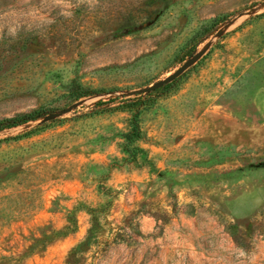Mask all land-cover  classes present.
Listing matches in <instances>:
<instances>
[{
    "label": "rangeland",
    "instance_id": "obj_1",
    "mask_svg": "<svg viewBox=\"0 0 264 264\" xmlns=\"http://www.w3.org/2000/svg\"><path fill=\"white\" fill-rule=\"evenodd\" d=\"M34 112L0 264H264V0H0V122Z\"/></svg>",
    "mask_w": 264,
    "mask_h": 264
},
{
    "label": "trees",
    "instance_id": "obj_2",
    "mask_svg": "<svg viewBox=\"0 0 264 264\" xmlns=\"http://www.w3.org/2000/svg\"><path fill=\"white\" fill-rule=\"evenodd\" d=\"M169 86H170V84H168L167 86H165L159 90L166 89ZM159 90H157V91H159ZM157 91H155V92H157ZM152 93H154V92H152ZM152 93H149L148 96H151ZM92 94H93V92H90L89 90L83 89L81 86H79L77 84H74L71 88V95L77 99H81V98L90 96ZM105 105H106L105 102H100L99 104H97V107L101 108ZM141 110H142L141 105H138V106L137 105L136 106L130 105L128 110H127L129 113H131V120L129 122V131L127 134H125V137H124L127 141L126 142L127 144L123 146V150L125 152L128 151L129 146L133 142L141 139V131H140L139 123H138V118L141 114ZM106 111L107 110H103V109L94 110L89 115L90 116L91 115H97V114L105 113ZM41 117H42V115L40 114V112H34V113L28 114V115H18L14 118H11V119H5L2 122H0V131L26 125L29 122L36 121Z\"/></svg>",
    "mask_w": 264,
    "mask_h": 264
},
{
    "label": "water",
    "instance_id": "obj_3",
    "mask_svg": "<svg viewBox=\"0 0 264 264\" xmlns=\"http://www.w3.org/2000/svg\"><path fill=\"white\" fill-rule=\"evenodd\" d=\"M190 65H191V62L184 64L181 68H179L172 75L168 76L166 79H164L162 81L156 82L155 84H153L149 88L144 89L143 92L144 93H152V92H155V91L167 86L168 84L173 83L175 80H177L180 76H182L187 71V69L189 68Z\"/></svg>",
    "mask_w": 264,
    "mask_h": 264
}]
</instances>
